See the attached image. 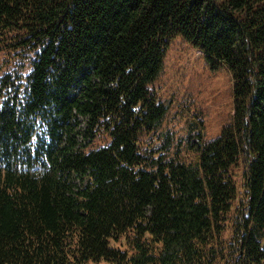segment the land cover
Listing matches in <instances>:
<instances>
[{"label":"trees","instance_id":"1","mask_svg":"<svg viewBox=\"0 0 264 264\" xmlns=\"http://www.w3.org/2000/svg\"><path fill=\"white\" fill-rule=\"evenodd\" d=\"M177 36L231 73L213 139L151 86ZM89 261L264 264V0H0V264Z\"/></svg>","mask_w":264,"mask_h":264},{"label":"rangeland","instance_id":"2","mask_svg":"<svg viewBox=\"0 0 264 264\" xmlns=\"http://www.w3.org/2000/svg\"><path fill=\"white\" fill-rule=\"evenodd\" d=\"M151 86L156 89L159 100L169 101L174 97L173 102H185L190 109L202 111L204 140L217 137L222 127L231 121V73L226 66L211 69L201 52L180 36L170 40L161 73ZM174 106L168 107L162 129L169 128L174 134H180L184 132L185 122L183 119L171 118ZM86 264L108 262L89 261Z\"/></svg>","mask_w":264,"mask_h":264}]
</instances>
